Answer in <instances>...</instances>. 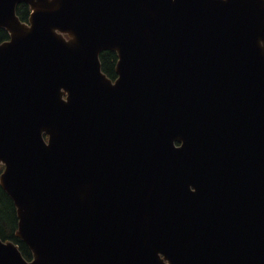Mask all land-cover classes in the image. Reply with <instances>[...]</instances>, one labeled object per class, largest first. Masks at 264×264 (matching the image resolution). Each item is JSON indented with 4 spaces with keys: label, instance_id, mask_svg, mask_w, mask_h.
Returning a JSON list of instances; mask_svg holds the SVG:
<instances>
[{
    "label": "water",
    "instance_id": "water-1",
    "mask_svg": "<svg viewBox=\"0 0 264 264\" xmlns=\"http://www.w3.org/2000/svg\"><path fill=\"white\" fill-rule=\"evenodd\" d=\"M0 28V185L34 254L0 264H264V0H0Z\"/></svg>",
    "mask_w": 264,
    "mask_h": 264
},
{
    "label": "trees",
    "instance_id": "trees-1",
    "mask_svg": "<svg viewBox=\"0 0 264 264\" xmlns=\"http://www.w3.org/2000/svg\"><path fill=\"white\" fill-rule=\"evenodd\" d=\"M17 14L21 20H26L29 14L28 6L25 4H20L17 7ZM7 37V32L3 29H0V42L7 39ZM116 60V55L112 51H103L100 54L102 71L111 79L116 77ZM16 229L17 218L13 202L6 192L0 187V238L3 240L10 239L14 241L16 244H18L23 256L29 259L31 253L26 244L15 236L14 233Z\"/></svg>",
    "mask_w": 264,
    "mask_h": 264
}]
</instances>
